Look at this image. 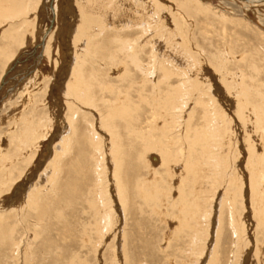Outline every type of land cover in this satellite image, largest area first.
Instances as JSON below:
<instances>
[{
    "label": "rangeland",
    "instance_id": "rangeland-1",
    "mask_svg": "<svg viewBox=\"0 0 264 264\" xmlns=\"http://www.w3.org/2000/svg\"><path fill=\"white\" fill-rule=\"evenodd\" d=\"M82 1L0 20V264H264V2Z\"/></svg>",
    "mask_w": 264,
    "mask_h": 264
},
{
    "label": "bare ground",
    "instance_id": "bare-ground-1",
    "mask_svg": "<svg viewBox=\"0 0 264 264\" xmlns=\"http://www.w3.org/2000/svg\"><path fill=\"white\" fill-rule=\"evenodd\" d=\"M84 1H86V0H84ZM84 1H82V3L81 4H79L81 7H84L85 8V5L83 4V2ZM106 1V3H108V0H89V2L87 3V4H91L94 8H100V7H98V6H100V4L99 5H97L96 3H103V2H105ZM110 1V0H109ZM248 1H250V2H257V3H259V2H264V0H248ZM79 2H81V1H79ZM115 2V1H114ZM116 2H118V1H116ZM120 2H118V4H119ZM112 4V3H111ZM117 4V3H116ZM115 4V5H116ZM118 4L116 5V6H118ZM86 6H88V5H86ZM102 6V5H101ZM108 6H110V5H108ZM88 7H90V6H88ZM92 7V8H93ZM105 7V6H104ZM113 7V6H112ZM111 7V8H112ZM119 7V6H118ZM20 8H23L22 6H20V5H18L17 4V0H3L2 1V3L0 4V20H5V21H8V20H17V19H19V18H21V16H23L22 14H23V11H20L19 9ZM108 8V7H107ZM114 8H116L115 6H114ZM121 8V7H120ZM87 9V8H86ZM89 9V8H88ZM90 9H91V7H90ZM109 9V8H108ZM119 9V8H118ZM80 10V9H79ZM98 10V9H97ZM112 10V9H111ZM85 11V10H84ZM92 11V10H91ZM90 11V12H91ZM95 10H93V12H94ZM103 11V10H102ZM105 11H107V9L105 10ZM119 11V10H118ZM121 11V10H120ZM107 12H110V10L109 11H107ZM112 12V11H111ZM124 12H126V11H124ZM97 14L99 13H101L99 10H98V12H96ZM113 13V12H112ZM112 13H110V14H112ZM87 14V13H86ZM104 14V13H103ZM102 14V15H103ZM117 14V13H116ZM115 14V12H114V15H116ZM127 14V13H126ZM78 15L79 16H81L79 13H78ZM93 15V14H92ZM118 15V14H117ZM128 16L130 15V14H127ZM127 15H125L124 14V16H127ZM88 16V15H87ZM95 16V15H94ZM99 16V15H98ZM97 16V17H98ZM106 16V15H105ZM109 16V15H108ZM124 16H122V17H124ZM93 17V16H92ZM91 17V18H92ZM100 17H104V16H100ZM107 17V16H106ZM113 17V16H112ZM111 17V18H112ZM126 17H124V19H125ZM128 18V17H127ZM131 18V17H130ZM82 19V18H81ZM84 19H85V17H84ZM90 18H88V20H89ZM94 19V18H93ZM96 19V18H95ZM102 19V18H101ZM104 19V18H103ZM106 19V18H105ZM113 19H114V17H113ZM124 19H123V21H124ZM97 20V19H96ZM100 20V19H99ZM107 20V19H106ZM120 20V19H119ZM118 20V22H120ZM126 20V19H125ZM83 21V20H82ZM82 21H80L81 23H82ZM85 21H87L86 19H85ZM103 21V20H102ZM102 21H100V22H102ZM105 21V20H104ZM122 21V20H121ZM122 21V22H123ZM15 22V21H14ZM92 22V21H91ZM94 22V21H93ZM99 22V23H100ZM88 23V22H87ZM97 23V22H96ZM98 23V24H99ZM102 23H104V22H102ZM83 24V23H82ZM85 24V23H84ZM126 24V23H125ZM127 24H128V22H127ZM142 23H141V21H140V23H138V25L140 26V28H141V31L142 32H145V29L143 28V25H141ZM105 25H106V23H105ZM83 26V25H82ZM97 27H99V26H96V28ZM135 27V26H134ZM138 27V26H137ZM79 28V27H78ZM100 28V27H99ZM124 28H126V27H124ZM127 28H129V27H127ZM106 29V28H105ZM80 31H81V29H80ZM99 32H100V30H99ZM102 32V31H101ZM84 33V32H83ZM91 33V32H90ZM104 33V32H103ZM146 33V32H145ZM85 34H87V32H85L84 33V35ZM94 34H95V32H94ZM100 34H98L97 36H99ZM83 36V35H82ZM96 36V35H95ZM96 36V37H97ZM87 37H88V35H87ZM92 37H90V39H91ZM93 39V38H92ZM76 40V39H75ZM82 42V41H81ZM76 43V42H75ZM77 45V44H76ZM121 45V44H120ZM143 46H145V45H143ZM142 47V46H141ZM130 48V50L133 48V46H131V47H129ZM132 51V50H131ZM183 53V52H182ZM128 54V53H127ZM115 58H117V57H115ZM136 62V64H137V67L139 66V65H141V63H140V61L139 62H137V61H135ZM80 66V65H79ZM144 66V65H143ZM143 66H141L142 68H143ZM145 82V81H144ZM69 92L70 93H74V91H76V92H80L79 94H80V96H77V94H76V96L78 97V100L79 99H81L82 100V102H83V99L85 100L86 98H85V94L87 95V89L86 88H84L83 86H82V76H81V71H80V68H76L75 70H74V72H73V76H72V80H71V84L69 85ZM87 92V93H86ZM74 97V96H73ZM77 97L75 98L76 100H77ZM80 97V98H79ZM127 101H129V100H127ZM84 103V102H83ZM166 105V104H165ZM123 113V112H122ZM220 114V113H219ZM115 117V116H114Z\"/></svg>",
    "mask_w": 264,
    "mask_h": 264
}]
</instances>
